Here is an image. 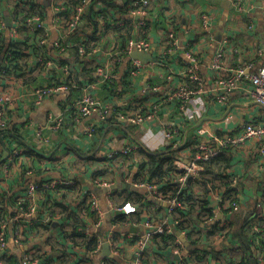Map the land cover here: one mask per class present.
I'll use <instances>...</instances> for the list:
<instances>
[{
	"label": "crops",
	"instance_id": "crops-1",
	"mask_svg": "<svg viewBox=\"0 0 264 264\" xmlns=\"http://www.w3.org/2000/svg\"><path fill=\"white\" fill-rule=\"evenodd\" d=\"M127 1L121 0V3L118 2V4H123ZM260 1L250 0V2L254 3V8L251 11V19L249 20L236 14L230 3L225 0H168L166 3L162 0H150L145 27L139 29L137 21L140 18L137 16H131L128 25L132 26V28L134 27L133 34L152 42V54L156 60L146 62L147 68L140 70L133 79L128 74L129 67L133 61L130 56H124L119 61L110 57L111 50L120 47L124 42L120 44L118 35L114 37L111 25L108 26L107 21L102 20L103 17L97 18L98 33L94 34L93 37L94 44L95 41L99 42V48L94 49L81 63L77 59L78 54L75 43L79 42L77 41L79 38L81 40L87 39L85 37L87 35H90L91 38L93 33L92 24L85 19L78 26L77 32L71 34L72 37L69 38L63 28L51 23L50 10L45 4V23L50 29V40L46 44L45 49L47 58L52 62V66L47 67L46 71L44 70L41 73L40 79L27 85L21 82L20 77L13 74L6 75L0 80V83L6 86V89L16 97L17 101L15 106L10 108L8 114V128L15 137L1 136L0 148L6 154V150L20 149L25 154L20 158L24 164L23 167L34 168V175L29 179L25 181L17 179L9 182V185L11 183L10 187L13 188L12 193L20 194L28 182L48 181L51 179H66L73 182L70 187H62L60 196L54 199L51 209L56 214L51 222L52 230L47 233L38 230L35 234L36 240H32L33 243L35 242V245H33V258L39 261L38 264H46V258L50 257L52 262L58 261V264H63L59 262L58 247H62L66 251L61 255L64 264L65 262L67 264H82L80 256L82 252L78 249L81 246L80 242L79 240H70L69 237L75 225L80 224L82 226L84 219L87 222L92 220V213L89 212L86 201V196L89 193L97 196L98 202L105 212L102 225L99 229L91 231L90 236L95 239L96 235L106 236L110 233L112 237H116L111 232L113 230L111 228L112 219L115 215L110 210H107L105 198L111 195L116 203L121 202L122 198L118 194L125 189L117 187L105 190L99 187L100 190L94 192L93 188L95 186L92 184V178L96 174L104 175L105 179L112 180V186L120 184L118 172L123 168H128L130 162L128 159L118 157V154L113 161L109 162L105 160L106 154L110 150H118L119 147L130 142H139L141 138L145 139L153 150L160 149V132L162 128L171 120L179 121V117L176 112H173L174 105L167 103L162 106L155 118L145 124L121 127L117 120L110 119L111 115L106 117V119H109L106 121V119L100 120L97 115L92 114L83 118L78 125V130L74 131L73 124L75 122L73 123L71 119V113L83 94V88L79 91L73 90V92L70 90L67 92H55L47 96L42 105L38 107L33 104V98L30 93L38 86H45L51 82L52 70L60 67L58 64L59 60H64L69 73H72L69 70L70 65L74 64L77 75L84 67L92 69L91 75L93 77H95L94 70L97 65L110 61L118 79L124 75L128 76V90L118 84L121 87V93H117L115 96L111 95L100 85L94 84L96 78L94 82H84L86 89L100 103L108 104L111 112L112 106H120V108H126V110L128 109L132 112H135V109L138 108L136 111L141 109L144 113H148L151 106L157 102L158 94H160V92L154 91L153 87L161 86L164 88L169 86V84L174 85L183 81L182 71L187 63L186 51H191L196 55L200 61L201 77L208 79L211 76L209 62L217 46L224 45L226 61L229 62V65H233L232 63L239 58L254 57L253 55L256 54L258 48H264V14L259 8ZM109 9L113 15V20L110 17L109 20H124L128 16L122 12L124 9L121 8V10L118 6L107 10ZM202 14H207L211 17L210 28L207 30L203 29L201 23L200 16ZM7 29L6 33L8 34ZM169 29L175 32L179 42L177 45L170 47L172 51L169 56H160L159 45H164L165 43V47L168 46L167 33ZM62 34L64 42L71 44V47L63 54L59 53L53 44ZM30 60L35 62L34 56H30ZM72 75L74 76L73 73ZM165 81L166 83H164ZM148 83L151 85L148 86ZM26 90L28 94H25ZM142 94L147 96V100L141 106L134 101ZM230 104L235 105L226 114V108H222L219 104L210 107L206 115L208 118L201 123L203 127L220 132L221 130L233 128L240 118L264 119L263 110L262 113L260 108L250 105L239 95H234ZM48 114L53 116L63 114L65 118L62 127L55 131L45 130V134L51 140L50 145L45 149L32 136L33 126L29 125L28 120H32L35 126H43L46 123ZM88 123H94L98 127L97 133L90 138L84 132V126ZM185 127L189 128L188 130L191 133L195 131L194 126L191 124H186ZM242 152L249 155L233 154L234 157L230 166L242 176L238 184L240 206L237 210L222 215L223 219L227 221L229 235L224 238H214L213 245L216 246L214 247L218 253L217 257H209V264H236L241 256L248 260L246 264H262L264 261V254L257 250L259 247L257 243L251 242V246L249 245L250 250L245 253L243 250V247H246L243 235L246 236L248 231H259L261 225L258 222L264 218V159L258 157L259 154L256 151L255 144L251 142H247ZM132 156L135 158V162L130 165L136 167L137 158L139 159L138 153L135 151ZM241 166L246 168L243 172ZM42 193L40 192L37 197L39 203H41L42 195H44ZM140 193L144 194L141 191ZM4 206H9V204L5 202ZM162 208H150L149 211L156 217L161 215L165 217V211ZM142 215L140 214L139 220H134L136 223H132L131 226L126 228H120L119 231L115 232H119L118 235L125 233V231L130 234L143 232L144 228L141 226ZM169 221H172V218H169ZM254 224L258 225V230H254ZM244 229L249 230L245 233ZM204 230L205 228H202L203 232ZM51 238L54 239H52L54 241L52 246L48 245V240ZM132 238L129 237L124 239L122 243L120 242L121 247L118 255H111L112 245H109V252H105L101 246L96 254H87L88 257H86L90 259L89 262H92V264H98L105 258L109 259L104 264H126V261H130L135 256V243ZM112 241L116 243L115 239ZM149 246L150 244L148 248ZM93 247H95V242ZM201 248L207 250L205 246H201ZM103 252H105V256H102ZM147 253L152 255L150 251H147ZM16 257H19V254L16 253ZM145 262L144 264L148 263ZM150 263L173 264L161 257H156L155 261L150 260Z\"/></svg>",
	"mask_w": 264,
	"mask_h": 264
},
{
	"label": "built area",
	"instance_id": "built-area-1",
	"mask_svg": "<svg viewBox=\"0 0 264 264\" xmlns=\"http://www.w3.org/2000/svg\"><path fill=\"white\" fill-rule=\"evenodd\" d=\"M39 2L45 7V4L49 7L51 15V23L57 25L59 21L58 15L64 10L63 0H32ZM94 0H82L81 4L74 8V12L71 13L65 27L63 28L66 35L74 32L78 26L86 19L84 13L89 6H93L95 10H99L102 4L98 2L97 6L93 5ZM116 3L121 0H114ZM166 3L168 0H162ZM228 1L236 14L242 18L251 19V11L254 8V3L250 0H225ZM150 0H131L128 3L129 10L127 15L137 16V26L141 29L146 24L147 10L145 6L148 5ZM17 6L21 9H27L28 0H15L13 3H5V8L9 9L12 6ZM259 8L264 14V0L260 1ZM4 9L2 12H4ZM5 15L0 17V28H7L5 24ZM9 17V16H8ZM210 16L202 14L200 16L203 29L210 28ZM11 27L7 29L8 35L11 39H17L19 37V27L25 28L27 31L35 32L36 30H42V33L36 34V53L33 55L35 62L44 64V66L50 67L51 61L48 60L46 54V44L50 40V29L47 27L46 18L40 17L38 14H32L23 20V23L19 22L17 16L9 17ZM104 20V19H102ZM106 21V20H105ZM122 26L121 20H110L107 25ZM86 39L76 42L75 46L77 54L79 56L85 55V42ZM167 42L177 45L179 40L173 30H168ZM54 47L59 53L67 52L71 47L70 43L64 42L63 34L54 41ZM160 46V56L167 57L172 51V48ZM153 44L146 38L133 34L125 43L116 49L111 50V59L120 60L124 56H129L133 50L148 52L152 51ZM224 45L216 47L211 60L209 62V68L211 70V76L208 79H203L200 76V61L194 53L186 51L185 56L187 64L183 67L182 76L188 78L190 82H194L195 86L189 85L184 82L178 84L166 86L153 87V90L160 92L158 94V100L151 106L148 113L141 114L140 111H127L118 112L113 114L109 110L108 104L100 103L95 99L86 86L83 87V94L77 101V106L74 107L71 113V119L73 120V130H78L79 123L92 114L99 117L100 120H105L108 115H114L115 119L124 127L126 125H140L145 124L147 121L155 118L164 104H172L173 112H176L179 117V121L171 120L161 130V142L160 149L166 148L171 145V148L166 155H177L172 159V168L177 173L173 182L176 184L177 192H181L184 187L201 179L202 172L204 170V163L211 158L217 156L221 151L228 150L232 154H249L242 151L247 145V142L255 144L256 151L259 154L258 157L264 159V119L258 120L255 118H240L235 126L229 130L224 131H212L211 128H204L203 124L197 126L194 131V135L189 137L184 145L180 144L183 136L184 128L186 124H195L201 118L207 115L210 107L219 104L222 108H227L232 102L234 95L241 96L244 101L254 103L264 111V48H258L254 57L239 58L236 59L233 65H229L226 61ZM89 54L86 55V57ZM160 58V57H159ZM161 59V58H160ZM1 63V60H0ZM146 63L140 60L132 61L128 74L131 79L135 78L140 70H145ZM148 66V65H147ZM60 68V67H59ZM61 71L67 72L68 67L64 66L60 68ZM94 75L96 82L94 84L100 85L101 83L113 84L117 78V74L112 68L110 61L99 64L95 67ZM4 77L0 75L1 78ZM172 84V83H171ZM70 88L65 80L58 82H51L45 86H38L30 94L33 98V104L38 107L41 106L45 98L55 92H67ZM28 94V91H25ZM16 97L6 89V86L0 83V131L8 126V114L10 108L16 104ZM65 116L60 114L53 116L48 114L46 123L43 126H35L32 120L29 121V125L33 126V137L39 141L45 149L50 145L51 140L47 131H55L62 127ZM85 134L87 137L97 133V126L94 123H88L84 126ZM139 144L145 145L150 150H153L148 142L141 138L139 142H130L126 145H122L118 150H110L106 154V158L113 161L118 154V157H126L132 151H135ZM3 153V149L0 148V264H7L9 259L16 257V253L19 254V259L22 264H38L36 258H33V245L36 240V230H33L35 223L46 224L51 223L55 218V212L51 211L43 204L39 203L37 197L42 190L48 191V197L44 198L48 202V206L54 201V199L60 196V189L62 187H70L73 182L66 179H51L48 181L28 182L25 184L22 192L19 194H13L11 183L9 182L20 179L25 181L34 175V168H24L23 163L20 160L25 154L17 148L6 150ZM50 161V160H49ZM138 166L129 165L128 168L122 169L118 175V180L122 183H128L138 189H145L148 191L152 200L161 204L165 208L167 215H172L176 208H184L183 202L177 197H170L168 193L161 194L156 185L150 184L144 180L143 177L135 178L133 175L136 173ZM245 166H241L242 172L246 169ZM134 172V173H133ZM225 175L228 176V185L221 188H212L207 193V207L210 209L211 215L207 218L210 223L214 220H218L219 214L222 215L231 213L238 209L239 203V181L241 174H238L235 169L229 167L225 171ZM96 175L92 178V184L96 187L108 188L112 185L111 179H105ZM230 191L231 199H228L224 192ZM264 199V198H263ZM89 212L92 213V220L90 222L85 221L83 226L78 228V231L90 236L91 231H95L100 228L103 223L104 209L98 202L97 196L93 193H89L86 196ZM146 201H149L146 199ZM151 201V202H153ZM7 202L9 206H4ZM105 204L107 210H110L114 215L125 214L135 212V204L129 203H116L112 196L105 198ZM144 231L141 233H134L135 243V256L130 261H126V264H144L145 253L147 251L150 240L154 234L169 235L175 233V224L177 221H169L170 216L164 217L162 220L155 219L152 215L142 213ZM259 224V222H258ZM132 223L128 224L131 226ZM257 224H254V230H258ZM113 229L111 232L119 231L121 226L117 222L111 224ZM32 232V234H30ZM121 240L113 243V239L110 233L106 236H95V247L91 250L90 254H96L99 248L104 242L112 245L110 250L111 255H118L119 248L124 239L131 238L132 234L122 233ZM180 236L186 239V231H181ZM176 236L174 244L166 252L164 259L173 264H183L186 257L189 255V249L184 244V240ZM121 242V243H120ZM11 245V246H10ZM80 255H84L85 248L80 246ZM259 252L264 254V250L259 247ZM165 251L163 252V254ZM264 256V255H263ZM264 259V257H263ZM83 264V263H82ZM98 264H104V261ZM189 264H194L189 262ZM264 264V261L263 263Z\"/></svg>",
	"mask_w": 264,
	"mask_h": 264
},
{
	"label": "trees",
	"instance_id": "trees-1",
	"mask_svg": "<svg viewBox=\"0 0 264 264\" xmlns=\"http://www.w3.org/2000/svg\"><path fill=\"white\" fill-rule=\"evenodd\" d=\"M14 1L15 0H0V17L2 14L9 17L17 16L20 23H23V20L32 14H38L42 18L46 17V8H44V6H42L39 2L32 0H28L29 8L27 9L18 8L16 5H13L9 9L5 8V3H13ZM81 2L82 0H63L62 3L64 6V10L58 15L60 22L57 25L61 28H64L65 22L67 21L71 13L74 12V8L79 6ZM98 2L102 4V7L99 10H95L93 6H89L84 13V17L86 18V20L92 24L93 33L91 34V38L90 35L85 36L87 37L84 42L85 55H78L77 57V59H79L81 63H83V60L85 59L87 54H91L94 49L99 48V42L95 41V44L93 42L94 34L96 35L98 33V26L96 21L101 17H103L104 21L106 20L107 23L110 22L109 17L113 20V15L111 14L110 9L107 10L111 7L118 6L120 9L123 8L124 10L121 9L122 12L127 14L126 12L129 10V7L127 5L129 2H131V0H128L123 4H120L121 2L118 4L114 0H94L92 4L97 6ZM147 8L148 5L145 6L146 10ZM4 9L6 10L2 12ZM128 16L124 18V20H121L123 22L122 26H111L112 30L114 31V37L115 35H118L120 44L123 42L125 43V41L130 36H132L134 32V27L132 28V26L128 25L130 21V16ZM108 26L110 25L108 24ZM144 27L145 25L142 28ZM77 30L78 28L71 34H74L75 32H77ZM39 33H42V30L30 32L23 27H19L20 37L15 40L11 39L8 36L5 28H0V75H16L20 77L21 82L25 85L30 84L32 82H36L38 79H40V75L44 70L46 71V67L44 66V64H40L38 62H33L30 60V56H33L36 53L37 38L35 36ZM71 34L68 35L69 38L72 37ZM77 41L82 40L79 38ZM168 46L171 47L173 45L171 44V42H168ZM58 64L60 65V68L66 66L64 60H59ZM60 68H56L57 71L55 69L52 70L53 76L51 77L50 81L58 82L60 80H65L71 92H73V90H81L84 87V82L86 81H89L90 83L94 82L95 77L91 75L92 69L90 68L82 67L80 73L75 78L72 73H69V71H61ZM182 82L195 86L194 84H192L194 82H190L188 78H183ZM164 83H166V81ZM118 84L123 86L124 89L128 90V76L124 75L122 77H119V79L117 78L113 84L101 83L100 86L106 89L109 94L115 96L117 93L120 94L122 91L121 87ZM150 85L151 84L148 83V86ZM146 100L147 96L142 94L140 95V97L135 99L134 102L142 106ZM137 109H135V111ZM127 111L129 112L130 110H126V108H120V106H112L113 114ZM139 111L141 114H144L141 109ZM261 112L263 113L262 110ZM113 114L111 115L110 119L116 120ZM107 120L109 119H106V121ZM4 135L15 137V135L8 128V126L0 131V140L1 136ZM170 148L171 145H168L166 148L163 149L148 150L142 144H139V147L135 150L139 155V159L136 161L138 168L136 173H134L133 175L135 176V178L143 177V179L148 181L150 184L156 185L161 194L168 193L170 197H177L178 199L182 200L184 208H176L173 211L172 215H167L166 212L164 214L165 217L170 216L173 220L177 221V223L174 225L175 231H186V238L190 242L191 248L188 250L189 255L188 257L184 258L185 262H183V264H189V262H193L194 264H209V257H217L218 253L215 249L216 246L213 245L214 238H218L220 236H227L229 235V231L227 228L228 226L226 219L216 221L213 220L211 223L210 220H207L211 213L210 209L207 207L206 196L210 189L215 187L221 188L223 186L228 185L229 182L227 176L225 175V171L231 166L234 156L228 150L221 151L217 156L211 158L209 161L204 163V170L202 172L201 179H198L196 182L189 184L187 187H184L181 192L178 193L176 184L173 182L177 173L172 168V159L177 155L175 153L172 156L166 155V152H168ZM135 151H132L133 153L131 152L128 156L123 157L124 159L129 160V164L135 162V158L132 156ZM105 160L110 162V159L105 158ZM205 175H207L206 179H204ZM195 185H198L197 189L193 188V186ZM42 192V194H45L44 198L48 197L47 190H42ZM224 194L228 199H231V194L229 190H226ZM118 195H120V197L122 198V201L120 203L135 204L136 206V210L133 213H130L128 215L117 214L113 217L112 221L117 222L121 226V228H126L127 225L130 223H136L134 220H139L140 214H142L143 212L152 215L155 219L159 221L164 218L162 217V215L160 217H156L155 215L150 213V208L156 209L163 207L162 209L164 211L165 208L164 206H161V204H158L155 201H146L145 194L125 189L122 190L121 193H119ZM44 205L47 208L49 207L47 205V201ZM52 205L53 204H51L50 207ZM261 222L262 226L257 232L248 231L249 229H251L250 227L248 230L244 229L245 233L248 231V234L246 236L243 235L246 241V247H243L244 253L250 250L249 245L251 246V242L257 243L258 246L262 250H264V218L261 219ZM33 227V230L35 229L37 232L39 230L47 233L52 230L51 223L39 224L37 222L34 224ZM80 227V224L75 225L74 230L73 232H71L69 239L79 240L80 245L85 248L86 252L84 253V255H82L81 262L83 264H92V262H89L90 259L87 258V254H90L91 250L93 249L95 239L91 236H87L79 232L78 228ZM202 228H205L204 232L202 231ZM125 233L128 232L125 231ZM112 234L113 236H116L115 238L112 237L113 239H115V242L119 241V232H113ZM131 238L134 241V234H132ZM175 239V233L169 235L154 234L150 240V246L147 250L152 253L153 257L146 251L144 262L146 261L150 263V260L155 261L156 257L164 258L168 249L174 244ZM201 246L207 247V250L202 249ZM57 249L59 250V262H62L64 264L61 255H63L66 251H64L62 247H58ZM164 251L165 253L162 255V252ZM108 259L109 258H105L103 261L105 262ZM247 261L248 260L245 257L241 256V258L236 264H246ZM45 262L46 264H58V261H55V263L52 262L51 257L46 258ZM7 264L22 263L19 257H14L12 259H9L7 261ZM65 264L67 263L65 262Z\"/></svg>",
	"mask_w": 264,
	"mask_h": 264
},
{
	"label": "water",
	"instance_id": "water-1",
	"mask_svg": "<svg viewBox=\"0 0 264 264\" xmlns=\"http://www.w3.org/2000/svg\"><path fill=\"white\" fill-rule=\"evenodd\" d=\"M47 1V0H45ZM5 24H6V27L9 29L11 27V24H10V19L8 16L5 17ZM130 58L131 59H134V60H140L142 62H149V61H155L156 58L153 57V54H152V51H148V52H142V51H136V50H133L131 53H130ZM69 70L74 74V78L77 76L76 72H75V69H74V64H71L70 65V68ZM249 103V102H248ZM254 103H250V105H253ZM235 105V104H229V106L226 108V111H225V114L228 113L230 111V109L232 108V106ZM239 105H243V104H239ZM208 117L204 116L203 118H201L197 123L195 124H191L192 126H194V128H196L197 126H199L202 121H204L205 119H207ZM188 126V125H187ZM185 127L184 129V132H183V136H182V139L180 141V144L181 145H184L187 141V139L189 137H191L192 135H194V132H189V128ZM117 187H121L123 189H128V190H133V191H141V192H145L144 190L142 189H137L135 188L134 186H132L131 184H128V183H120L118 185H114V186H110V188H107L105 190H110V189H113V188H117ZM94 192H98L100 190V188H97V187H94L93 188ZM149 201H153L151 197L148 196L147 198ZM264 207V206H263ZM221 216V214H219V217ZM218 217V218H219ZM217 218V219H218ZM176 234L183 239L182 236H180V233L178 231H176ZM184 240V239H183ZM184 244L186 245V247L188 249L191 248V245L189 244V242L185 241L184 240ZM102 248L104 249V251H108L109 252V244L107 242L103 243L102 244ZM105 252L102 253V256H105ZM108 255V254H106Z\"/></svg>",
	"mask_w": 264,
	"mask_h": 264
},
{
	"label": "rangeland",
	"instance_id": "rangeland-1",
	"mask_svg": "<svg viewBox=\"0 0 264 264\" xmlns=\"http://www.w3.org/2000/svg\"><path fill=\"white\" fill-rule=\"evenodd\" d=\"M145 114V113H144ZM144 147H146L145 145H143ZM148 150H150L148 147H146ZM139 156V155H138ZM137 160H138V158H137ZM130 164H128V166H129ZM138 168V167H137ZM97 172V171H96ZM96 175H99V174H96ZM95 175V176H96ZM102 177H104L105 178V176L104 175H101ZM207 178V175H205V178L204 179H206ZM227 179H228V176H227ZM120 183H122V182H120ZM112 186V185H111ZM96 187V186H95ZM66 188V187H65ZM97 188H99V187H97ZM108 188H110V187H108ZM136 188V187H135ZM193 188L194 189H197L198 188V185H195V186H193ZM104 189H107V188H104ZM138 189V188H137ZM142 190H144L145 192H144V194H145V196H146V199L148 198V196L149 197H151L150 195H149V193H148V191H146L145 189H142ZM137 192H140V191H137ZM46 201L47 200H45L44 198H42V201H41V204H43V206H45L44 204H46ZM155 201V200H154ZM54 202V201H53ZM53 202L51 203V204H53ZM156 202V201H155ZM157 203V202H156ZM50 204V205H51ZM47 205H48V202H47ZM50 205H49V208L48 209H51V207L53 206H51L50 207ZM46 207V206H45ZM51 211H53L52 209H51ZM218 220H224L223 219V217H219L218 218ZM259 224L262 226V222L261 221H259ZM228 228V227H227ZM177 231V230H176ZM176 231H175V235L177 236V237H179L177 234H176ZM229 231V230H228ZM179 233H180V231H178ZM224 237H228V235L227 236H220V237H218V238H224ZM53 238H51V239H49L48 240V245H50V246H52L54 243H52V242H54L53 240H52ZM185 241H187V242H189L188 240H187V238L185 239ZM189 244H190V242H189Z\"/></svg>",
	"mask_w": 264,
	"mask_h": 264
}]
</instances>
